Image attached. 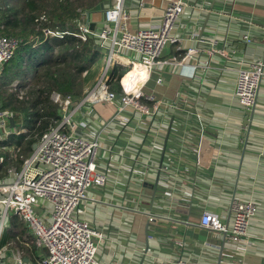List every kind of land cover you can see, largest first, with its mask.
I'll return each instance as SVG.
<instances>
[{"label":"crops","instance_id":"1","mask_svg":"<svg viewBox=\"0 0 264 264\" xmlns=\"http://www.w3.org/2000/svg\"><path fill=\"white\" fill-rule=\"evenodd\" d=\"M168 1L125 0L126 26L158 25ZM183 1L172 31L181 40L166 45L161 59L167 62L156 63L143 86L152 96L140 100L147 110L118 96L88 100L73 116L75 133L99 143L97 167L107 177L89 188L75 213L103 232L101 264H218L220 256V264H264V77L253 108L235 95L238 71L264 62V0ZM111 5L108 0L89 18L93 30L109 25L104 13ZM189 48L195 52L186 56ZM137 57L122 49L109 79L117 65L130 67ZM8 112L17 126L6 118L9 134L0 137V157L16 162L19 148L9 141L21 123ZM14 162L10 167L22 168ZM2 178L12 176L7 170ZM235 198L257 206L247 237L213 233L221 245L187 237L191 227L184 223L200 225L205 210L230 224ZM38 210L48 216L51 209L42 200ZM2 213L0 204V264H19L15 255L22 264H37L44 250L25 223L22 234L33 242H8L15 213L4 219Z\"/></svg>","mask_w":264,"mask_h":264},{"label":"built area","instance_id":"2","mask_svg":"<svg viewBox=\"0 0 264 264\" xmlns=\"http://www.w3.org/2000/svg\"><path fill=\"white\" fill-rule=\"evenodd\" d=\"M184 8L185 1L169 0L158 25L138 28L135 31L126 26L129 13L125 8V0H112V5L105 9L104 16L109 25L101 31L91 28L88 12L81 14L76 35L82 40H99L98 45L105 51L106 69L100 73L97 82L81 100H73L57 92L52 94L60 108L61 118L41 135L21 169H8V175L12 179H0L3 219L10 213L18 214L22 218L37 247L44 250V254L39 255L37 264H101L97 251L98 244L104 239L103 232L89 221L77 217L75 213L81 202L87 198L89 188L93 184L104 185L107 177L97 167L99 143L75 133L73 116L88 100L111 101L118 96L126 105L147 110L140 100L152 99V96L145 93L143 86L149 79L153 66L159 62H167L161 59L166 45L181 40L172 31ZM44 33L47 36H62L69 32L45 29ZM21 42L22 39L18 37L0 35V75ZM122 49L130 50L138 57L129 67L126 84L123 86L124 92L118 94L109 90L108 80ZM194 52L195 49L189 48L186 56ZM136 65L147 71L145 78L132 79L129 73ZM263 77V61L252 62L249 67L238 71L235 95L244 108L250 109L256 104ZM24 94L25 91L20 90L18 96L23 98ZM9 114L8 110L0 109V126L3 127L1 138H6L9 134L6 128ZM4 160V157H0V164ZM42 200L50 205L48 216L38 210ZM256 210L257 206L253 201L235 198L230 204V224L218 213L205 210L200 218V226L212 233L225 234L229 239L240 240L249 235L250 222ZM3 228L0 225V235ZM1 252L0 249V254ZM15 258L22 264L20 256L15 255Z\"/></svg>","mask_w":264,"mask_h":264},{"label":"trees","instance_id":"3","mask_svg":"<svg viewBox=\"0 0 264 264\" xmlns=\"http://www.w3.org/2000/svg\"><path fill=\"white\" fill-rule=\"evenodd\" d=\"M108 0H0V35L22 39L14 56L0 75V109L14 112L21 123V131L13 133L9 143L19 148L16 159L7 155L0 164V178L14 163L22 164L33 151L34 143L61 118V111L53 100L57 92L73 100L85 95L83 73L99 60L104 49L92 38L82 40L76 35L81 13L89 18ZM45 29L68 31L62 36H47ZM116 66L108 88L123 93L121 83L125 72ZM25 91L23 98L18 96ZM18 214H14L7 230L11 244L20 240L32 243L30 235H23ZM19 233L22 236H19ZM33 252L32 247L29 248Z\"/></svg>","mask_w":264,"mask_h":264},{"label":"water","instance_id":"4","mask_svg":"<svg viewBox=\"0 0 264 264\" xmlns=\"http://www.w3.org/2000/svg\"><path fill=\"white\" fill-rule=\"evenodd\" d=\"M101 8H104V4L103 7L101 6ZM101 8H98L97 10H100ZM9 121H10V125L11 127H16V123H15V119L13 116H9ZM37 143L34 144V149L36 147ZM185 225H187V227H191L189 228L188 232H187V237L191 238L195 241H203L205 243H211V244H219L221 245L223 243V239H219L217 237H215V235L210 231L207 230L205 228H203L200 225H197L196 223H184ZM225 236V234H223ZM221 251H223V248L221 247ZM221 263V256L218 259V264Z\"/></svg>","mask_w":264,"mask_h":264},{"label":"rangeland","instance_id":"5","mask_svg":"<svg viewBox=\"0 0 264 264\" xmlns=\"http://www.w3.org/2000/svg\"><path fill=\"white\" fill-rule=\"evenodd\" d=\"M104 54L105 53H103V54L100 53L99 60L91 67V69H89V70H87V71H85L83 73V76L85 77V79L87 81L86 82V86L87 85H90V86L92 85L93 86L97 82V79L99 78L100 73L106 69V64H105L106 62L104 63V60H105ZM129 69H130L129 67H123V70H122V72L126 71V73H124V75L122 77V80H121L122 86H124V87H125V84H126L127 73L129 71ZM90 88L86 87L85 93H88ZM20 127H22L21 124H20ZM0 130H3L2 126H0ZM15 130H16V128L13 129V131H15ZM19 218H20L19 220H20V223H21L20 225L22 226L23 225L22 223H24V221L22 220L21 217H19ZM23 234H26V231H23Z\"/></svg>","mask_w":264,"mask_h":264},{"label":"bare ground","instance_id":"6","mask_svg":"<svg viewBox=\"0 0 264 264\" xmlns=\"http://www.w3.org/2000/svg\"><path fill=\"white\" fill-rule=\"evenodd\" d=\"M132 77V79L135 78H145L147 76V71L144 70L143 68H140L138 65L134 66L130 73H129ZM128 74V75H129Z\"/></svg>","mask_w":264,"mask_h":264}]
</instances>
